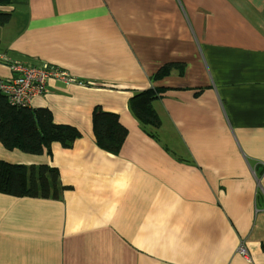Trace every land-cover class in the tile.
<instances>
[{"label":"crops","instance_id":"1","mask_svg":"<svg viewBox=\"0 0 264 264\" xmlns=\"http://www.w3.org/2000/svg\"><path fill=\"white\" fill-rule=\"evenodd\" d=\"M0 80L47 62L30 108L76 127L68 148L0 159L58 171L59 199L0 192V264H264V0H0ZM176 63L163 76L156 73ZM160 88L157 128L129 98ZM95 106L127 135L99 148ZM242 243L246 254L237 252Z\"/></svg>","mask_w":264,"mask_h":264},{"label":"trees","instance_id":"2","mask_svg":"<svg viewBox=\"0 0 264 264\" xmlns=\"http://www.w3.org/2000/svg\"><path fill=\"white\" fill-rule=\"evenodd\" d=\"M9 18L10 13L0 11V25L5 24ZM174 65L177 64L164 65L155 77L167 74ZM160 91V88H146L129 98V109L143 128H157L160 124L152 107V101L159 97ZM91 122L96 145L108 152L118 153L127 129L119 123L117 113L95 106ZM80 136L76 127L53 122L52 114L47 108L12 106L0 91V142L4 148L42 154L50 151L52 142H59L62 147L68 148ZM64 188L66 186L60 184L58 171L53 166L9 163L0 159L1 193L15 197L59 199ZM262 248L264 249V245Z\"/></svg>","mask_w":264,"mask_h":264},{"label":"built area","instance_id":"3","mask_svg":"<svg viewBox=\"0 0 264 264\" xmlns=\"http://www.w3.org/2000/svg\"><path fill=\"white\" fill-rule=\"evenodd\" d=\"M8 62L9 68L16 72V75L8 80H0V91L6 97L7 102L12 106H30L34 96L42 95L47 91V80L53 78L64 83H73L75 78L67 71L50 64L42 62L34 65H24L10 61L5 56L2 57ZM237 252L246 254L245 246L239 243Z\"/></svg>","mask_w":264,"mask_h":264}]
</instances>
